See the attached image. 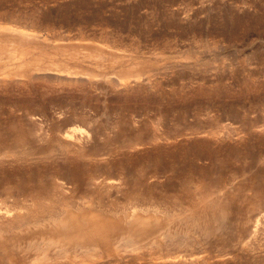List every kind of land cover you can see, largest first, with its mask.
Masks as SVG:
<instances>
[{
  "label": "rangeland",
  "instance_id": "1",
  "mask_svg": "<svg viewBox=\"0 0 264 264\" xmlns=\"http://www.w3.org/2000/svg\"><path fill=\"white\" fill-rule=\"evenodd\" d=\"M260 126L264 0H0V210L26 214L40 183L51 188L53 218L63 197L74 207L99 196L102 207L70 208L65 230L45 214L3 227L0 264L76 262L86 249L76 244L97 247V264L170 253L264 264ZM77 129L87 136L68 140ZM201 178L227 207L209 224L201 206L187 208ZM132 210L149 220L127 244L117 229Z\"/></svg>",
  "mask_w": 264,
  "mask_h": 264
},
{
  "label": "bare ground",
  "instance_id": "2",
  "mask_svg": "<svg viewBox=\"0 0 264 264\" xmlns=\"http://www.w3.org/2000/svg\"><path fill=\"white\" fill-rule=\"evenodd\" d=\"M4 26V25H3ZM137 81H139L138 79H133V80H131V81H127V82H124V83H121V86H126V85H129L131 82L132 83H134L135 84V82H137ZM260 129H258L259 131L262 129L263 131H264V127H259ZM21 129V128H20ZM71 130V129H70ZM73 130V129H72ZM261 130V131H262ZM25 133V132H24ZM25 135H26V133H25ZM87 135H86V131L84 130V129H77L76 131L74 130V131H70L69 133H67L66 134V138L68 139V140H70V141H73V142H82L81 140H83V138L84 137H86ZM16 140L18 141V142H22L23 140L25 141V139L23 138V133L22 132H19V133H17V138H16ZM14 142V141H13ZM1 144H3L2 145V147L3 148H6L7 146H6V143L5 142H2V140L0 141V145ZM19 144H21V143H19ZM79 144H81V143H79ZM1 148V147H0ZM120 180H122V178H120ZM199 181V184H198V188H199V190H200V194H197V196L195 197H193L192 195H190V196H192L193 198H191L190 197V199H189V201H187V208H188V210H195V208H197L198 206H201V208H200V210L198 211V209H196L197 210V212H198V214H200L201 215V217L202 218H205V217H207V215L208 214H211V213H213L214 214V211L216 210L219 214H220V216L222 215H225V211H226V209H227V207H226V205L224 204V202L222 201V200H219L217 197H216V199L215 198H213V196H215V194L214 193H212L213 191H212V187H211V185L208 183V182H206L203 178H201V179H199L198 180ZM114 182H118L117 180H113V179H111V180H108V182H105V181H101L100 183L101 184H104V185H107V186H99V187H97L98 189H100L101 187H103V188H105V189H108V188H110L112 185H113V183ZM119 183H122V181L121 182H119ZM100 184V185H101ZM12 186H15V185H12ZM59 187V186H58ZM186 187V186H185ZM49 186L47 187H44V184H42L41 185V183H40V185L38 184L37 185V187L34 189V190H31V191H29L27 194L30 196V199H31V201H30V206L29 207H26L27 208V211H26V214H23V212L21 213V212H18V211H13V210H10V209H4V210H0V229H2L3 227H7V228H14L15 226L16 227H18L19 225H23V223H26V222H34L35 224H36V222L39 220V221H41L40 220V218L38 219V217H39V214H45V215H47L48 216V222L50 221L52 224H55L56 226H58V224H59V226L61 227V229H63V230H65L67 227H68V224H67V222H68V212H69V209L70 208H74V211L75 210H77L76 212H79L80 214H83V212L85 211L84 209H83V207L84 206H89V207H91L92 209H94V208H98V209H101L102 207H101V203H100V198H99V196H91V198L87 201V200H83L82 199V201L81 202H79V203H76V205L73 207V205H72V200H67L65 197H63V198H61V207H62V209L63 210H61V211H63L62 213H61V211H59L61 214L60 215H56V217L55 218H53V217H51V209H50V207L52 208V206L51 205H53L54 203L52 202L53 201V199L54 198H52L51 196V192L49 191ZM53 188V187H52ZM55 188V190L57 189V187H54ZM60 188V187H59ZM58 188V189H59ZM62 189V188H61ZM186 189V188H185ZM20 190H23V192L25 191L24 189H20ZM50 190H51V188H50ZM54 190V189H53ZM132 193L131 194H133L132 195V197H131V200L132 199H135V202H137L136 201V199H139L140 197H142V195L143 194H141L140 192H136L137 190L135 189V188H133V189H131L130 190ZM259 191V190H258ZM257 191V193H259ZM140 193V194H139ZM213 194V195H212ZM255 194V193H254ZM63 195V194H62ZM145 195H147V194H145ZM194 195V194H193ZM256 195V194H255ZM149 196V195H148ZM185 197H188V196H185ZM129 198V197H128ZM171 198V200L173 201V203L175 202H180V198H178L177 197V195H172V197H170ZM195 198V199H194ZM144 199V198H143ZM142 199V201H144L145 199L147 200V202L149 201V202H152L153 204H156L155 205V207L157 206V211L159 212H162L163 214H170V213H168V212H170V211H166L165 210V208H168L167 210H171V209H169V207H166L164 204H163V201H160L161 199H159V198H157V197H155V198H153L152 196L151 197H145V199L143 200ZM188 199V198H187ZM261 199V198H260ZM130 200V199H129ZM130 200V201H131ZM141 200V199H140ZM145 200V201H146ZM255 200V199H254ZM226 201V200H225ZM257 201H259V200H257ZM256 201V202H257ZM132 202V201H131ZM141 202V201H140ZM250 202H251V200H250ZM260 202V201H259ZM264 202V201H263ZM134 202H132V204H133ZM251 203H253V199H252V202ZM250 203V204H251ZM148 204V203H147ZM151 204V203H150ZM256 204V203H255ZM254 204V205H255ZM103 205V204H102ZM113 205H116V204H113ZM135 205H138L137 203L135 204ZM163 205V206H162ZM172 205V204H171ZM253 205V206H254ZM104 206V205H103ZM107 207H108V205H106ZM134 206V205H133ZM149 206V205H148ZM147 206V207H148ZM105 207V206H104ZM114 207V206H113ZM152 207V206H151ZM25 208V209H26ZM85 208V207H84ZM115 208V207H114ZM199 208V207H198ZM89 209V208H88ZM113 209V208H112ZM145 209V208H144ZM147 209V208H146ZM148 209H150V208H148ZM71 210V209H70ZM110 210V209H109ZM152 210V209H151ZM195 210V211H196ZM103 211V210H102ZM113 211V210H112ZM125 210H122V213L124 212ZM136 211V210H135ZM135 211H130L129 213H125L124 214V216H122L121 218H119V221H120V223H123V225H121L120 226V228H118L117 229V231L118 232H120L121 234H122V236L124 235L125 236V238H127V240L124 238V240L126 241V243L128 244V243H130V242H132L133 240H134V237H133V234L134 233H132V228L133 227H135V226H140V225H143V224H147L148 223V220H149V218L148 217H146V216H143V215H140V214H138V213H136ZM140 211H141V209H140ZM140 211H137V212H140ZM145 211V210H144ZM186 211V210H185ZM228 211V210H227ZM121 212V211H120ZM128 212V211H127ZM145 212H147V211H145ZM167 212V213H166ZM115 213V212H114ZM121 213V214H122ZM154 213V212H153ZM59 214V213H58ZM101 214H102V212H101ZM111 214H113V212L111 213ZM55 215V214H54ZM123 215V214H122ZM196 216V215H195ZM212 216V215H211ZM219 216V215H218ZM116 217H118V216H116ZM167 217V216H166ZM197 217V216H196ZM210 217V216H209ZM213 217V216H212ZM211 217V218H212ZM156 218V217H155ZM154 218V219H155ZM198 218V217H197ZM117 219V218H116ZM157 219V218H156ZM193 219V218H192ZM199 219V218H198ZM198 219H193V220H198ZM75 220V219H74ZM158 220V219H157ZM201 221H202V219H200ZM200 220H198V221H200ZM205 220H207V223H208V218H205ZM45 221H47V220H45ZM118 221V220H117ZM154 221V220H153ZM210 221V220H209ZM49 222V224H51ZM79 223V222H78ZM204 223V222H203ZM28 224V223H27ZM32 224V223H31ZM45 224V223H44ZM48 224V223H47ZM83 224V223H82ZM209 224V223H208ZM30 225V224H29ZM36 226V225H35ZM59 226H58V230H59ZM11 228V229H12ZM20 228V227H19ZM10 229V230H11ZM207 229H209V228H207ZM111 230V229H110ZM12 231V230H11ZM167 231V230H166ZM205 231V230H204ZM0 232H1V230H0ZM58 232V231H57ZM110 233H111V231H110ZM119 233V234H120ZM0 234H2V232L0 233ZM50 234V233H49ZM53 234V233H52ZM51 235V234H50ZM66 235H70V234H66ZM43 236V235H42ZM59 236V235H58ZM164 236V235H163ZM43 237H45V236H43ZM54 237V236H53ZM69 237V236H68ZM107 237V236H106ZM48 238V240L50 241V240H52V237L51 236H49V237H47ZM46 238V239H47ZM112 238L113 237H110V240H112ZM121 238V237H120ZM54 239V238H53ZM133 239V240H132ZM45 241H47V240H45ZM52 242H53V240H52ZM74 242V241H73ZM72 242V243H73ZM46 243H48V242H46ZM55 243H56V241H55ZM57 243H58V241H57ZM62 243V242H61ZM60 243V244H61ZM110 242L108 241V244H109ZM119 243V242H118ZM125 243V242H124ZM54 244V243H53ZM52 244V246H54ZM46 245V244H45ZM71 245V244H70ZM123 245V244H122ZM132 245H133V243H132ZM135 245V244H134ZM52 246H50V249H51V247ZM78 246H81V247H78ZM84 246V248H86L85 249V251L83 252V255H81V256H84V258H82V259H79V260H77L76 262L74 261V262H72L73 260H70V261H64V260H62L63 262H50V264H97L95 261H96V258H98V257H95L94 258V255L96 254L95 253V251L97 250V247L96 248H94V247H91V246H87V245H79V244H76V246L75 247H78V248H82ZM117 246V245H116ZM38 247V246H37ZM45 247V246H44ZM43 247V248H44ZM55 247V246H54ZM40 247H38V249H39ZM48 249H49V247H47ZM53 248V247H52ZM168 248V247H167ZM57 249V248H56ZM118 249V248H117ZM160 249V248H159ZM169 249V248H168ZM40 250L41 251H43V249L42 248H40ZM40 250H39V252H40ZM44 250H45V248H44ZM55 250V249H54ZM62 250H64V248L62 249ZM75 250V249H74ZM60 251V250H59ZM158 251V250H157ZM157 251H154L153 253L155 254ZM161 251V250H160ZM37 252H38V250H37ZM45 252V253H44ZM61 252V251H60ZM97 252V251H96ZM159 252V251H158ZM162 252H163V249H162ZM173 252V251H172ZM42 253H44L45 255H46V250L45 251H43ZM56 253V252H55ZM63 253H64V251H63ZM166 252H163V254H165ZM169 253V252H168ZM43 254V255H44ZM159 254H161V252L159 253ZM171 254V253H170ZM170 254H167V255H159V256H155V258L156 259H150L149 261V263H158V264H160V263H163V264H195V262L198 260H200L199 258H197L198 256H196L195 258H196V261L195 262H193V255L191 254L189 257H187V255L186 254H183V255H170ZM43 255H41V257L43 256ZM77 255V254H76ZM156 255H158V254H156ZM96 256H97V254H96ZM138 256V255H137ZM152 256H153V254H152ZM151 256V258H153ZM186 256V257H185ZM44 258V257H43ZM47 258V257H46ZM41 259V258H40ZM65 259V258H64ZM72 259V258H71ZM133 259V258H132ZM136 259V258H135ZM140 259V258H139ZM43 260V259H42ZM95 260V261H94ZM133 261V260H132ZM136 261V260H135ZM197 263V262H196Z\"/></svg>",
  "mask_w": 264,
  "mask_h": 264
}]
</instances>
